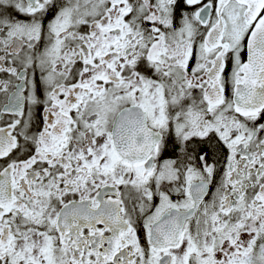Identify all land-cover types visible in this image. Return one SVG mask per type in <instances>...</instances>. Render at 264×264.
Listing matches in <instances>:
<instances>
[{"label":"snow or ice","instance_id":"6c2138e0","mask_svg":"<svg viewBox=\"0 0 264 264\" xmlns=\"http://www.w3.org/2000/svg\"><path fill=\"white\" fill-rule=\"evenodd\" d=\"M0 264H264V0H0Z\"/></svg>","mask_w":264,"mask_h":264}]
</instances>
